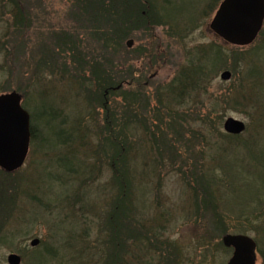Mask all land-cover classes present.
Segmentation results:
<instances>
[{
  "label": "rangeland",
  "instance_id": "obj_1",
  "mask_svg": "<svg viewBox=\"0 0 264 264\" xmlns=\"http://www.w3.org/2000/svg\"><path fill=\"white\" fill-rule=\"evenodd\" d=\"M26 1L35 25L25 56L17 34L7 30L14 25L12 15L0 7V93L24 96L38 140L21 170L9 177L0 170L3 186L15 187L8 188L15 195L12 211L7 219L0 214V222L8 223L0 264L10 254L21 256L23 264H114L118 244L117 264H227V234L247 235L264 250V29L253 45L236 48L210 31L217 0H159L163 24L152 29L153 37L135 34L125 41L133 61L123 66L122 78L130 71L141 82L124 85L127 101L121 92L109 103L123 108V102L136 100L132 106L147 126L127 119V170L120 176L129 213L120 217L125 213L114 201L124 185L116 181L112 149L101 134L104 109L88 83L66 69L48 70L55 64L43 57L42 41L50 45L39 39L51 30L82 31L84 25L72 0ZM90 39L93 49L86 53L103 64L106 51ZM200 47L213 49L204 61ZM146 48L157 54L156 61L151 53L140 54ZM190 63L203 66L201 89L174 102L169 89ZM224 71L232 73L229 81L221 79ZM207 117L213 126L204 124ZM228 118L246 124L240 138L224 131ZM201 178L208 197L200 190ZM206 184H212L209 191ZM130 224L143 237L134 238L139 234ZM34 239L41 241L37 248L30 245ZM256 264H264L259 253Z\"/></svg>",
  "mask_w": 264,
  "mask_h": 264
},
{
  "label": "trees",
  "instance_id": "obj_2",
  "mask_svg": "<svg viewBox=\"0 0 264 264\" xmlns=\"http://www.w3.org/2000/svg\"><path fill=\"white\" fill-rule=\"evenodd\" d=\"M219 1H216L217 4ZM72 3V5L74 6L73 12L77 13L75 17L79 20L82 26L84 25L83 30L81 31V28H78V30L76 31H72L71 29L70 32L51 30L47 35L46 33H42L39 39L45 40L50 45L44 47L42 41L43 57L45 55V58L52 65L55 64V66H50L48 69L51 71V73H55L58 69L60 71L61 69H66V74L73 77L74 79L78 78L83 84L88 83V85H90L94 89L92 91L87 90V92L89 91V94L92 95L93 98L95 96L97 100L96 102L100 105L101 108L104 109V116L100 118L103 129L101 131V134L103 132L102 135L106 137V140L111 146V151L113 154V157H111V159L115 164L112 165V171L114 172L117 183H120V188L123 189L121 182L123 181L124 185L125 177L120 175L122 172V168L124 170L126 169L125 161L127 151H129V147H127L128 138L125 132L127 119L129 123H131L134 119L137 125H143V127L147 126V123L141 124V121H139L138 107L136 106L135 108L134 106H132V103L133 105H136V100H133V102H129V105L127 102H123V108L119 107L116 102L112 104H110L109 102L112 97H115V99L120 98L116 95H121V92H124L122 88L126 83L128 86L134 85L135 87H139L141 79L135 77V75H133V73H131L130 71L129 76H125L124 78H122V75H125L123 73V66H125L127 62L133 61L132 58L130 60V54H132L133 52L127 50V48L124 47V43L135 34H140L141 36H143V34L151 35L153 37L152 29H154L155 26L157 27L163 24V17L160 10L158 9V5H160V2L159 0H72ZM28 5V1L26 0H0L1 11L3 12L7 9L10 15H12L14 25L10 23L7 24V30H13V32H15V35L17 34L16 36H14L18 37L17 41L20 43L23 56L27 54L25 52L27 48V42L32 37L31 35H27L33 32L35 25L31 14L25 11L26 8L24 7ZM87 33L96 41L101 43L98 46L100 47V49L106 51L107 54L102 55L104 60V62L102 61V63H105V65L100 64L98 56H95V58L92 57L91 62V57L88 56L86 51L90 50L91 54V50L93 48L91 49L90 47H93V45L91 44L90 36L87 35ZM1 46L3 51H7L5 45L2 44ZM146 49H142L140 54L147 53L149 56V54L151 53L152 55H150L149 58H154L153 60L156 61L157 54L149 49H147L146 52ZM209 52L212 53L213 49L211 48V50H206V48L204 47L199 48L198 53L201 54V61H204ZM218 57L221 59L220 56ZM106 66L108 67L105 72ZM202 69V65L197 66L193 63H190L189 67H185L182 70L181 74L175 79V82H173L176 84L169 89V99L174 102L175 100L180 101L182 98L191 97V93L189 92L191 89L193 91L201 89L200 83L204 78L203 72H201ZM120 86L121 88L117 89ZM176 90H178V92ZM125 93L126 92H124L122 98L127 101L128 97L127 94L125 96ZM131 109L133 111H131ZM175 116L177 117V115ZM204 121H207V123L204 122V124H209L210 127L214 124V121L210 117H207ZM31 132L32 142L38 140L36 130L33 126L31 128ZM78 133L79 132L76 133L77 137H79ZM203 135L206 137L204 133ZM204 136L200 135V137ZM233 138H240V136H236ZM72 139L74 141L77 140L75 136H73ZM1 174L8 177L10 176L4 173ZM200 183V190L205 194L206 197H208L207 193L203 191V185L207 183V181H204L201 178ZM3 184L4 183H2L0 180V214L2 213V215L5 216V219H7L8 215L12 211L13 197H15L13 193H9L8 188H10L11 186L15 189V187L11 184L6 187L3 186ZM206 185L209 191L212 184ZM251 186V184H248L249 188ZM123 192L124 194H122ZM122 193L120 197L114 201V203L117 206L116 208H118V210L120 209V214L123 213V211L125 213V215H120V217H127L129 212L128 206L125 202V185ZM252 193L254 195V191ZM257 193H259V191H257ZM4 197L6 198V207L1 204ZM113 221L114 223L118 224V219L114 218ZM132 224H134V222ZM132 224H130V226L133 229V233L139 234L137 236L134 235V238L143 237V234H140ZM7 225L8 223L6 221L0 222V239L3 238V235L1 236V234L4 231V228L7 227ZM117 226L118 225H115V228H117ZM138 228L141 230L140 227ZM113 241L115 242V239H113ZM258 243L259 241L257 242V252L264 260V250L260 248V244ZM119 247V244L116 245L114 248V252L112 251L114 264H117V261L120 260L118 259L116 252ZM122 253V257H125V253ZM111 255H109L108 257L109 260ZM108 264H110V262H108ZM122 264L125 263L122 261Z\"/></svg>",
  "mask_w": 264,
  "mask_h": 264
},
{
  "label": "water",
  "instance_id": "obj_3",
  "mask_svg": "<svg viewBox=\"0 0 264 264\" xmlns=\"http://www.w3.org/2000/svg\"><path fill=\"white\" fill-rule=\"evenodd\" d=\"M264 23V0H224L210 29L224 42L238 47L251 45L258 37ZM134 42H127L128 48ZM231 73H222L221 79L229 81ZM119 89V88H118ZM22 96L17 92L0 95V168L12 173L21 168L28 156L31 140L30 115L22 107ZM246 129L243 122L229 118L224 130L231 135H241ZM223 244L233 249L228 264H256L255 241L244 235H226ZM39 240L31 242L32 247ZM9 264H21L16 254L8 257Z\"/></svg>",
  "mask_w": 264,
  "mask_h": 264
}]
</instances>
